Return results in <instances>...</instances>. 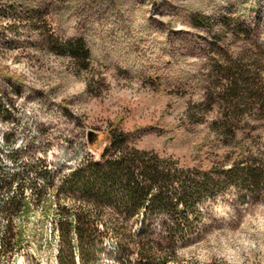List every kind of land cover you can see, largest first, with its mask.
<instances>
[{
	"label": "rangeland",
	"instance_id": "1",
	"mask_svg": "<svg viewBox=\"0 0 264 264\" xmlns=\"http://www.w3.org/2000/svg\"><path fill=\"white\" fill-rule=\"evenodd\" d=\"M113 130L179 178L172 190L184 174L264 168V0H0V264H139L126 228L173 249L167 264H264V181L205 192L175 240L151 202L138 220L71 188L74 170L112 154ZM21 190L28 211L4 210ZM65 222L127 237L69 244Z\"/></svg>",
	"mask_w": 264,
	"mask_h": 264
},
{
	"label": "trees",
	"instance_id": "2",
	"mask_svg": "<svg viewBox=\"0 0 264 264\" xmlns=\"http://www.w3.org/2000/svg\"><path fill=\"white\" fill-rule=\"evenodd\" d=\"M78 51H82V54H79ZM68 52L74 58L78 57L84 61L89 58L87 50H76L75 47L68 46ZM127 142L128 135L126 133L113 130L109 139L110 146L106 149L112 153L109 158L105 159L104 162L89 161L86 165L74 170L69 175L67 182L71 188L83 190L96 206L115 204L119 206V209L115 208V211H121V207L126 208L129 215L138 220L146 214L142 212V207L151 202L152 209H149L148 214L155 215L160 211H167L168 215L174 219L175 224L166 229L167 237L173 240L177 237L176 231L184 233L189 229L191 223L198 218L200 211L189 205L205 192L211 189L218 190L231 182L238 183L243 177H246L244 180L254 183L264 181V168L230 166L227 169L219 168L217 176H212L210 173L202 174L200 177L184 174L178 184L179 189L172 190V183L179 178H176L169 169H160L157 156H147L145 153L132 150ZM259 164L264 167V161L259 162ZM10 184L11 180L0 177V190ZM180 192L182 198L179 199L180 201L176 203L175 207L165 208L166 205H170L169 201L174 196L179 195ZM25 200L26 196L21 190L3 208L11 212L26 213L28 208ZM179 204L183 207L178 208ZM93 212L90 214L88 211V213L85 212L81 215L76 212L73 215L75 218H86L87 220L91 216L100 217L102 215L100 210ZM124 227H113L103 231L93 223L86 222L75 226V230H72V223L65 222L61 224V232L66 242L70 244V238L75 236L79 238L83 247L85 244L102 241L104 236L108 234H112L119 241L124 240L127 237L124 231L127 229L129 231L128 237L138 244V249L134 248L132 253L136 256L139 264H167L174 259L175 251L173 249L155 248L153 244L158 245L159 242H156L153 237L141 236L139 232H131L129 228L125 229ZM6 228L8 233H15L10 223L7 224ZM68 247L71 249V246ZM121 248L122 251H125L122 246Z\"/></svg>",
	"mask_w": 264,
	"mask_h": 264
},
{
	"label": "water",
	"instance_id": "3",
	"mask_svg": "<svg viewBox=\"0 0 264 264\" xmlns=\"http://www.w3.org/2000/svg\"><path fill=\"white\" fill-rule=\"evenodd\" d=\"M90 142H92V141H90Z\"/></svg>",
	"mask_w": 264,
	"mask_h": 264
}]
</instances>
